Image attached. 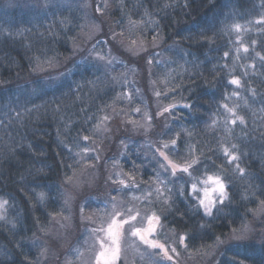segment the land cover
I'll list each match as a JSON object with an SVG mask.
<instances>
[{
    "label": "trees",
    "instance_id": "trees-1",
    "mask_svg": "<svg viewBox=\"0 0 264 264\" xmlns=\"http://www.w3.org/2000/svg\"><path fill=\"white\" fill-rule=\"evenodd\" d=\"M161 144L198 162L173 175ZM204 175L229 192L210 217ZM5 200L0 264H60L112 202L173 231L182 264H264V0H0Z\"/></svg>",
    "mask_w": 264,
    "mask_h": 264
},
{
    "label": "rangeland",
    "instance_id": "rangeland-1",
    "mask_svg": "<svg viewBox=\"0 0 264 264\" xmlns=\"http://www.w3.org/2000/svg\"><path fill=\"white\" fill-rule=\"evenodd\" d=\"M164 146L165 145H163L162 147V144H161L162 149H160V152L165 151L166 147ZM164 154L166 155L165 152ZM167 161L170 166L171 164H176L175 162H171L170 160H167ZM161 165H164V164L161 163L160 166ZM176 165L178 166V164ZM104 166L106 168L107 173L112 172L110 170L113 165H111L109 161H106L104 163ZM162 169L164 171L169 172V168L166 166H163ZM195 173H196V176H198V171L196 168H195ZM208 177L209 175H204L203 178H201L198 181V184L193 182L189 184L188 186L190 194L193 195L196 191L199 192L198 202L204 198V190L210 189L213 187L212 184L205 183ZM193 185L195 186V188H193ZM103 192L104 194H107L109 191L103 190ZM218 201H220L219 194L216 192H213L212 193L213 206ZM150 202L151 200H148V203ZM120 205L121 204L119 202L110 203V208H108L109 207L108 206L107 207L108 209L104 210V213L108 216L105 219V221H107L105 226L100 228V234L97 233V235H94V236H91L90 234H86L85 237L75 240L74 243L72 242L73 245H72V248L70 249L71 251L70 252L69 250L66 251L67 253L64 254L63 258L62 259L60 258L61 259L60 264H74L72 263L73 256H78V253H80V257L76 259L77 262L75 264H113V250H112L113 247L119 248L118 257L115 261V264H117L120 259L123 260V264H152V259L153 261L155 259L154 255H152V259L151 257H149L150 259L144 257V254H146L144 252V249L148 247L149 245L144 244L143 241H141L138 236L131 235L132 230L134 228H140L141 230L146 229L149 226L148 224L149 217L143 218L141 214L139 216V213H143L142 212L143 210L138 207L136 208L137 204H134L132 207H129V208H124V207L118 208V206ZM114 210H116V212L113 213ZM202 212H203V209H202ZM131 216H136V220L134 221L129 220ZM150 217H153V216H150ZM88 220L89 218L86 217L85 222H88ZM125 220H129V223L125 224L124 227L119 230V237L116 241V245H113L111 239H115V235L119 227V223ZM157 224L158 223L156 219H153V224H152L153 231L152 233L148 235V239L152 240L155 244L162 246V248H159L161 250L160 256H163V258L173 257L168 263L182 264V257L186 255V253L181 254L180 251H177V250L175 251L179 255L171 253V251L167 252L162 243V242L170 241V239L173 237V234H174L173 231L168 232V233L166 231V233L163 234L161 239H158L157 236H154L155 238H153V235L157 233L156 232ZM58 235L62 238V241H63L62 244L67 245V235L61 232L58 233ZM171 241H174V239H172ZM171 241L169 242L170 245H172ZM165 252L167 253V255H165ZM48 254L53 256L54 251L48 250ZM44 259H46V257Z\"/></svg>",
    "mask_w": 264,
    "mask_h": 264
},
{
    "label": "snow or ice",
    "instance_id": "snow-or-ice-1",
    "mask_svg": "<svg viewBox=\"0 0 264 264\" xmlns=\"http://www.w3.org/2000/svg\"><path fill=\"white\" fill-rule=\"evenodd\" d=\"M237 30L238 27H237ZM229 83L231 84H236L238 85L239 81L236 79V78H233L229 81ZM187 107V105H186ZM169 109H165L164 111H168ZM229 111H232L231 109H229ZM173 144H175V141H173ZM164 147H167V145H165ZM225 154L228 155V149H225ZM160 155L164 158L165 161L168 160V156H166L164 154V152H161ZM229 159L230 160H234L236 159L235 156H229ZM198 161L196 159H193L191 161V164L187 165V166H184V167H180L178 168V166L176 164H171V171H172V174L175 175V173L177 171H181V172H189V169L192 167V165L196 164ZM165 166V165H162V167ZM168 167V165H166ZM124 181L121 180L120 181V184H123ZM206 184H212L213 187L210 188V189H205L204 190V198L201 199L199 201V207H201L203 209V214L205 216H211L212 215V209H213V202H212V193L213 192H216L219 194V198H220V203L223 204L225 201L228 200L229 198V192L226 190V187H225V183L221 180V178L219 176H216V177H213V176H209L207 178V180L205 181ZM193 188H195V186L193 185ZM35 194V193H34ZM39 196L41 198V200L43 199V192L39 193ZM8 201H3L2 203H0V207H2L4 204H7ZM262 203H264V201H262ZM153 217H149V220H148V224L149 226L146 228V229H143L141 230L140 228H134L132 230V233L131 235L132 236H138L140 238L141 241H143L144 244L146 245H149L151 246L152 248H162L161 245H157L155 244L152 240H149L148 239V235L150 233H152L153 231V227H152V224H153ZM129 220H136V216H131L129 218ZM129 220H125V221H122L119 223V227L117 229V232H116V235H115V239H111L112 240V244L113 245H116V241L119 237V230L121 228L124 227L125 224H128L129 223ZM204 226V225H202ZM111 238V237H110ZM185 240H186V237L185 236H181L180 237V241L181 243H185ZM219 238H217V243H219ZM113 250V264H115V261L118 257V252H119V248L118 247H113L112 248ZM149 257H151V253H148ZM165 255H167V253L165 252ZM168 259H171V257H168Z\"/></svg>",
    "mask_w": 264,
    "mask_h": 264
}]
</instances>
